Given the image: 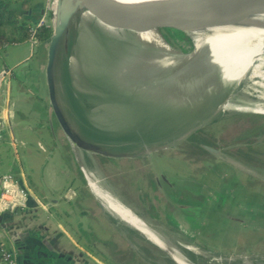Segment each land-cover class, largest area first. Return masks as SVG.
<instances>
[{"label": "rangeland", "instance_id": "rangeland-1", "mask_svg": "<svg viewBox=\"0 0 264 264\" xmlns=\"http://www.w3.org/2000/svg\"><path fill=\"white\" fill-rule=\"evenodd\" d=\"M56 3L57 0L31 1L32 9L39 11L38 20L43 17L51 28ZM180 32L189 40L156 31L161 43L148 42L150 50L142 56L135 49L138 44L144 46L140 39L107 34L73 13L48 71V41L44 42L41 55L39 48L20 51L18 59L26 57L33 72L44 74L42 87L46 91V74L49 81L53 74L55 95H61L57 77L59 72L63 74L59 64L64 57L69 89L66 99L61 98L63 120L74 126L81 120L83 128L96 132L97 138L112 146L111 151L139 155L108 157L72 149L48 106L46 94V116L42 104L33 101L29 103V120L18 119V158L12 162L39 188L48 186L54 177L62 185L63 199L68 190H80L79 175H83L84 168L94 170L101 185L117 193L121 201L163 231L196 264H264V115L218 109L230 95L229 86L208 87V75L214 76V72L199 66L189 72H171L164 78L163 86L151 87L149 93L136 86L128 87L131 76L140 69H150L155 74L167 57L191 51V39ZM162 43L167 54H162ZM173 80L178 86L172 88ZM234 93L233 100L238 104L264 105V95L249 88L245 81ZM73 101L78 102L83 117L74 113ZM18 107L22 108L17 104L13 109ZM4 136L0 138L3 172L11 165L8 153L14 151ZM106 158L118 161L117 165ZM149 179L158 185V209L151 207L158 203L152 195L151 201L144 204L140 200ZM80 194V198L65 204L59 201L63 206L56 211L54 208L53 213L64 231L92 248L105 264H175L136 230L103 212L89 193ZM200 208V215L183 213V209ZM186 245L194 249L189 250Z\"/></svg>", "mask_w": 264, "mask_h": 264}, {"label": "bare ground", "instance_id": "bare-ground-1", "mask_svg": "<svg viewBox=\"0 0 264 264\" xmlns=\"http://www.w3.org/2000/svg\"><path fill=\"white\" fill-rule=\"evenodd\" d=\"M108 1L118 7H121L122 9L142 14L189 1H191V4L197 5L200 8L204 9L210 8L218 2L217 0ZM67 6H72V2L68 3ZM263 13L264 7H241L225 10L218 13L203 14L197 16L193 22H190L183 26L187 33V36L191 39L192 42L191 51L183 54H174L167 57L164 61H162V67H160V70H158L155 74H152L150 69H140L141 71H139L138 73H134L133 76H131L132 79L130 80L128 87L133 88L134 86H136L140 91L149 93L151 87L163 86L164 78H166L171 72H189V70L192 71L193 68L199 66L201 70L212 69L214 72V76L211 75V73L208 75V87L214 86L216 84H225L229 86L228 88L230 89V95L226 100H224L220 105L217 106L218 109H223L224 111L228 109H232L235 111H249L264 115V105H241L238 104V101L235 102V100H233L235 99L233 97L235 94V89L240 83L244 81L248 83L249 88L256 89L261 92L262 95H264ZM81 18L82 20L91 21L107 34H123L128 35L133 39H140L141 43L145 44L144 46L138 44L135 49L138 54H141L142 56L146 55L147 50H150V47L147 46L148 42H155V44L161 43L159 36L156 34V31L150 30L140 33H134L116 29L102 23L92 14V12L88 10L81 13ZM163 45L164 44L162 43V46ZM163 47L165 49L162 48V54H167L164 52L167 50V47L165 45ZM176 81L177 80H173L171 85L172 88L178 86V84H176ZM108 98L112 99L110 97ZM194 106L195 103L193 104V107ZM84 175L87 177L92 193L98 200L103 203L105 211H107L111 216L123 222L129 228L136 230L144 238H148V241L153 243L154 245L156 244L159 247L169 250L170 254L174 258L175 264H196L192 263V261H190L175 245H173L163 231L157 230L143 217L138 215L131 207L121 201V199L116 195L117 193L115 194L109 188L101 185L95 175L94 170L84 168ZM109 218L111 219V217ZM185 248L189 250L194 249V247H192L191 245H186Z\"/></svg>", "mask_w": 264, "mask_h": 264}, {"label": "crops", "instance_id": "crops-1", "mask_svg": "<svg viewBox=\"0 0 264 264\" xmlns=\"http://www.w3.org/2000/svg\"><path fill=\"white\" fill-rule=\"evenodd\" d=\"M27 48L29 51L39 48V55H41L45 50V45L44 43L31 44L27 40L9 45L2 52V54L8 53L12 66L16 70L7 87H2L0 91V118L5 122L3 136L5 135L6 142L14 147V151L7 155L11 165L7 166L6 171H0V175L3 173L14 175L27 189L29 197L24 207L0 212V243L15 252L20 264L22 260L24 264H39V262L42 264H105L99 256L92 252V248L85 246L81 240L64 231L59 217L55 216V212L53 213L54 208L56 211L57 207L63 206L62 203L60 204L61 201L64 203L62 185L60 186L55 178L51 177L48 186L43 184V187L39 188L37 184L27 178L26 173L15 168L12 162H16L18 158L15 149L18 119L29 120L27 118V114L30 113L29 103L33 101L41 103L45 116L47 115L45 99L46 94L48 96V91L42 87L45 81L44 74L41 76V74H37V71L33 72L26 57L18 59L20 51L23 52ZM17 104L22 108L13 109ZM48 106L50 108V103ZM3 142L5 141L3 140ZM183 213L188 214L184 211ZM31 240L41 252L38 262H35L33 256H28V258L23 256L27 255V250L23 247L27 246ZM20 251L24 254L22 255Z\"/></svg>", "mask_w": 264, "mask_h": 264}, {"label": "water", "instance_id": "water-1", "mask_svg": "<svg viewBox=\"0 0 264 264\" xmlns=\"http://www.w3.org/2000/svg\"><path fill=\"white\" fill-rule=\"evenodd\" d=\"M217 1L218 2L215 5L207 9L200 8L197 5H193L191 4V1H189L175 6L142 14V13L131 12L122 9L121 7H118L113 3L109 2L108 0H57L55 19L52 25V33L49 36V38L46 40L49 43L47 50V64H46L47 71L49 67H51L52 65V61L55 56L54 52L56 46L58 45L64 33L66 32L70 16L73 13H76L81 18V13L88 10L92 12V14L102 23L116 29L134 32V33H140L150 30L158 31L159 29H165V28L179 30L186 33L183 26L190 22H193L195 18L199 15L213 14V13H218L225 10H229L233 8H241V7H264V0H217ZM70 2H72V6L68 7L67 5ZM64 61L66 62V59L64 60L63 57L61 58V62H60L61 64H59V66H61V70H63V74L59 72L60 75H58L57 77V85H60L58 86V88L61 95L59 94L55 95V91L57 89L56 86L53 85V82L56 81L54 79L55 77H53V74H52L53 78L51 77V81H49V78L47 80V74H46V82L48 81L47 91H48V97L50 103V110L52 113H54L56 119L58 120L60 126L62 127L71 148L72 149L76 148L81 151L92 152L95 154H100L108 157H124V156L134 157L139 155L135 153L127 154V153H119L109 150L112 146L103 143L101 139L88 133V130L81 126L80 118H79L80 122L76 126L71 125L67 121L63 120V118L60 115L62 114V106H63L61 98L66 99V97L68 96L67 94L69 89L68 87L69 85L67 84V79H66L68 76V69ZM4 66H8L12 69V74L10 76L11 78L14 75L16 69H14V67L12 66V61L10 60L7 52L1 54L0 57V69H2ZM60 77L62 78V80H59ZM74 113H77L76 109H74ZM48 118H49L48 122L51 127L52 123L50 120V116H48ZM202 146H204L209 151L212 152L216 151L212 147L205 145ZM145 152L148 153L150 151L146 150ZM161 178L165 180V178L163 177ZM87 185L89 187V183H87ZM89 192L91 193L93 198L97 200L100 209L102 211H105L103 203L94 196L90 187H89ZM146 239L148 240V238ZM157 247L162 251H164L170 257V259L174 261V258L170 254L169 250L159 246ZM23 248L27 250V255H23L24 253L20 251V253L24 256V258L25 256H27V258L28 256H33L35 258L34 259L35 262H38V258L39 255H41V252L34 245V241L31 240L30 243ZM21 264H24L23 260ZM39 264L42 263L39 262Z\"/></svg>", "mask_w": 264, "mask_h": 264}, {"label": "trees", "instance_id": "trees-1", "mask_svg": "<svg viewBox=\"0 0 264 264\" xmlns=\"http://www.w3.org/2000/svg\"><path fill=\"white\" fill-rule=\"evenodd\" d=\"M32 0H0V56L4 51L5 47L21 43L27 41L31 38V28L34 30L33 33V40L37 44L44 43L52 33V28L49 24H42L37 26L36 22L39 17L38 9H32L31 7ZM161 31H165L169 36L172 37H183L184 35L177 30L173 29H159ZM186 40H189L187 37L184 36ZM192 46V44H191ZM67 84L69 81V77L67 76ZM73 107L76 108V111L80 114L81 117L83 115L80 113V106L78 102L73 101ZM80 117V118H81ZM88 133L92 134L93 136H97L96 132L88 131ZM106 161L113 163V159L106 158ZM118 161H115L114 164L117 165ZM147 188L145 192L142 193L140 197L141 202L144 204L146 201H151V195L153 199H156L158 202L157 205L152 204V209L160 208L161 199L157 193L158 185L155 180L149 179L147 184ZM140 188V189H142ZM184 212L191 213L194 215H200L202 212V208L198 210H191V209H183ZM188 259L193 262L191 256L188 255Z\"/></svg>", "mask_w": 264, "mask_h": 264}, {"label": "built area", "instance_id": "built-area-1", "mask_svg": "<svg viewBox=\"0 0 264 264\" xmlns=\"http://www.w3.org/2000/svg\"><path fill=\"white\" fill-rule=\"evenodd\" d=\"M46 24V20L41 17L36 25ZM34 30L31 28V38L29 42L34 43L33 40ZM1 57V56H0ZM12 69L8 66H4L0 69V91L2 87H7ZM5 130V122L0 118V138L3 136ZM27 189L20 184L18 179L11 173H3L0 175V212L4 210H15L26 205L28 200ZM0 264H20L15 252L12 249L4 247L0 243Z\"/></svg>", "mask_w": 264, "mask_h": 264}, {"label": "flooded vegetation", "instance_id": "flooded-vegetation-1", "mask_svg": "<svg viewBox=\"0 0 264 264\" xmlns=\"http://www.w3.org/2000/svg\"><path fill=\"white\" fill-rule=\"evenodd\" d=\"M79 177H80V179H81L80 190H79V188H78V189H75V190H72V189L68 190V191H70V192L67 191V192L65 193V195H64V202H66V201H68V200H72V199L75 200V199L80 198V195H81L80 193L85 194V196H87L86 194L89 193V195H90V196L92 197V199L95 201V204L99 207L97 200H95V199L93 198V196L91 195V193L89 192V187H88V185H87L88 181H87V179H86L84 173H83L82 176L79 175ZM72 178L76 179V177H74V176H73ZM81 189H83L82 192H80ZM99 208H100V207H99Z\"/></svg>", "mask_w": 264, "mask_h": 264}]
</instances>
